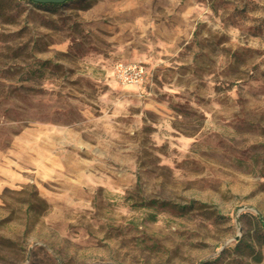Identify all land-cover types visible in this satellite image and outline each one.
Masks as SVG:
<instances>
[{
  "label": "rangeland",
  "instance_id": "obj_1",
  "mask_svg": "<svg viewBox=\"0 0 264 264\" xmlns=\"http://www.w3.org/2000/svg\"><path fill=\"white\" fill-rule=\"evenodd\" d=\"M261 224L264 0H0V264H264Z\"/></svg>",
  "mask_w": 264,
  "mask_h": 264
},
{
  "label": "built area",
  "instance_id": "obj_2",
  "mask_svg": "<svg viewBox=\"0 0 264 264\" xmlns=\"http://www.w3.org/2000/svg\"><path fill=\"white\" fill-rule=\"evenodd\" d=\"M116 76L124 83L137 84L142 82L145 75L143 68L135 63L130 64H116L114 68Z\"/></svg>",
  "mask_w": 264,
  "mask_h": 264
},
{
  "label": "water",
  "instance_id": "obj_3",
  "mask_svg": "<svg viewBox=\"0 0 264 264\" xmlns=\"http://www.w3.org/2000/svg\"><path fill=\"white\" fill-rule=\"evenodd\" d=\"M27 1L36 3V4L60 5L70 0H27ZM235 240H237V236L235 237Z\"/></svg>",
  "mask_w": 264,
  "mask_h": 264
},
{
  "label": "trees",
  "instance_id": "obj_4",
  "mask_svg": "<svg viewBox=\"0 0 264 264\" xmlns=\"http://www.w3.org/2000/svg\"><path fill=\"white\" fill-rule=\"evenodd\" d=\"M30 3H32V2H30ZM32 4H34V5H39V4H36V3H32ZM263 227H264V225L263 224H261Z\"/></svg>",
  "mask_w": 264,
  "mask_h": 264
}]
</instances>
